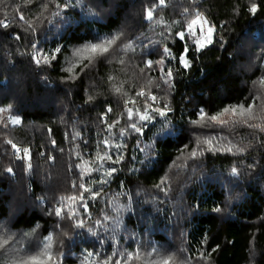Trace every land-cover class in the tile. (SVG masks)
I'll return each instance as SVG.
<instances>
[{
  "label": "trees",
  "instance_id": "1",
  "mask_svg": "<svg viewBox=\"0 0 264 264\" xmlns=\"http://www.w3.org/2000/svg\"><path fill=\"white\" fill-rule=\"evenodd\" d=\"M194 2L216 27L203 48L188 0H0V224L52 236L43 264H147L141 256L166 243L179 264H264V132L208 120L253 100L236 118L264 126V0ZM101 40L109 48L70 73L68 54ZM140 91L166 123L144 131L131 118L151 107ZM121 131L122 160L100 186L102 140ZM89 158L90 220L77 213Z\"/></svg>",
  "mask_w": 264,
  "mask_h": 264
},
{
  "label": "rangeland",
  "instance_id": "2",
  "mask_svg": "<svg viewBox=\"0 0 264 264\" xmlns=\"http://www.w3.org/2000/svg\"><path fill=\"white\" fill-rule=\"evenodd\" d=\"M192 6L194 7L193 14L194 18L192 20V23L188 26L189 29H193V34L197 37L196 43L199 48H203L210 44V42L213 39L214 33L216 31V27L210 22V20L207 18L206 14L201 11L194 0H188ZM189 13H183L182 15H188ZM105 41L109 40H101L99 42H93L89 44H85L79 47L74 48L70 54H68L66 58V63L68 66V69L73 72L75 68L82 65L83 62H87L90 58L93 56H96L97 54H100L101 51H90L88 54H84L82 50L92 44H101ZM110 44L106 46V50L109 48ZM33 58L35 60L36 56L33 55ZM184 62V59H183ZM264 80V78H263ZM139 96L140 98L147 99L148 102H150L151 107L147 108L145 112L147 114H144L145 112H141L140 114H132L133 109L130 111V114H132L131 118L134 120L139 117V120H144L143 130H148L153 124L156 122H164L166 123L169 119H167V113L168 110L166 108L161 109V104L158 102L155 98V95H148L145 94V92L140 91L136 97ZM148 96V97H147ZM137 97V98H139ZM137 98L132 100V103L134 104L137 101ZM111 110L109 109V112ZM157 114L158 118H154L153 114ZM252 109L248 108L246 110L244 109H237L236 115H242L247 116L252 114ZM130 116V115H129ZM103 124L107 128V130H112V125L107 122L106 118L103 119ZM12 126L17 127L19 125L18 119H11ZM144 131H142V136L144 135ZM111 134L112 131H109ZM125 131H121L118 135H111L110 137L114 140V142L110 143L107 141V136L103 138L102 145L104 146V154L99 157L97 160L99 166L96 169L97 174L100 176L95 181H99L100 186L107 187L110 183V179L112 174L115 172V164L119 163L120 160H122V154H123V139H124ZM12 146V152L17 157L21 158V152L22 148L18 145ZM113 154L117 157V160H112L111 156ZM116 162V163H114ZM181 161L178 162V164ZM94 164L90 161V158L82 164V176L84 179L87 178L86 184H82V196H85V201L81 207V210L77 212L76 207L72 209V214L74 212H77L79 214V217L87 215L88 219L92 217L91 209L89 208V205L87 204L88 200H92V202L95 201L96 193L95 188L91 186L92 183H94V179L92 178L91 174L94 170ZM178 164L176 167H178ZM96 205V204H94ZM83 212V213H82ZM0 237L2 238L0 240V248L3 247L2 245L5 243V241H12V245L9 251V255L4 257L3 259H0V264H43V261H46L48 258H51L53 255V249H54V240L53 237H47L40 240H35L32 237V233L26 232V233H17L15 231H11L6 227L5 224H0ZM177 252L174 250V247L171 244H161L157 245L156 247H153L150 251H147L144 253L143 256H141L147 264H179L176 260ZM180 264H195L193 260H191L188 257H183L181 259Z\"/></svg>",
  "mask_w": 264,
  "mask_h": 264
},
{
  "label": "snow or ice",
  "instance_id": "3",
  "mask_svg": "<svg viewBox=\"0 0 264 264\" xmlns=\"http://www.w3.org/2000/svg\"><path fill=\"white\" fill-rule=\"evenodd\" d=\"M259 8H260V6L258 4L255 5V9L257 12L259 11ZM147 12L154 16V12L152 11L151 8L147 9ZM16 38L19 39V36H17ZM114 39H116V37H113V40ZM110 43H111V41H105L104 43H101V44H92V45L85 47L82 50V52L84 54H88L90 51H96V50L103 52L106 50V46ZM178 58H179V55H177V63L179 62ZM82 67H83V65H82ZM91 99H92V97H89V101H91ZM251 101L252 102H250L249 104L253 103V100H251ZM249 104H237L235 107L225 108L224 110L218 112L216 115L208 114V120L211 121L212 125L218 123V124L225 125V126L231 125L233 129L237 128V127H244V128H249L250 131L254 130V131H258V132H264V126H260V127L255 128V129L250 128V125L253 122V117H249L248 119H245L243 117H240L239 119L236 118L237 109L246 110V109H248ZM109 107H106L104 109L101 119H104L107 116V114H110L109 113ZM229 115L232 117V119L229 120V119L224 118V117L229 116ZM197 124L201 125L202 127L204 126V124H201L200 121H197ZM200 143H201L200 138H197L196 145L199 146ZM52 144L55 145L54 140L52 141ZM9 146H11V145H9ZM18 147H19V145H18ZM30 153H31V149L29 148V159H31ZM20 155H21V157H23V152H21ZM9 171H11V169H9ZM214 211L219 212L220 209L216 208V209H214ZM105 264H107V262H105ZM121 264H123V261L121 262Z\"/></svg>",
  "mask_w": 264,
  "mask_h": 264
}]
</instances>
